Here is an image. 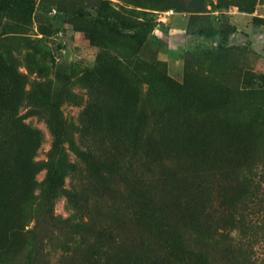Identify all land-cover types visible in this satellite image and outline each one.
I'll return each mask as SVG.
<instances>
[{
  "label": "rangeland",
  "instance_id": "obj_1",
  "mask_svg": "<svg viewBox=\"0 0 264 264\" xmlns=\"http://www.w3.org/2000/svg\"><path fill=\"white\" fill-rule=\"evenodd\" d=\"M108 1L131 20L149 7L162 34L138 45L110 36L89 0H36L28 26L0 36V264H190L167 231L177 208L211 222L177 228L207 264H264V128L240 98L264 76V0L201 13ZM58 5L91 16L60 21ZM57 100L63 191L46 202Z\"/></svg>",
  "mask_w": 264,
  "mask_h": 264
},
{
  "label": "trees",
  "instance_id": "obj_2",
  "mask_svg": "<svg viewBox=\"0 0 264 264\" xmlns=\"http://www.w3.org/2000/svg\"><path fill=\"white\" fill-rule=\"evenodd\" d=\"M91 2V8L95 11V19L106 28L110 36L113 38H126L128 37L131 41L138 45H142L149 34H154L157 37L162 34L158 23L151 17H148V12L144 9L149 7L140 6L144 8L141 10L142 18L140 20H131L126 17L123 13L119 12V9L124 10L122 7L119 9L112 8L111 3L108 0H89ZM36 0H0V36L7 34L10 30L21 31L24 29L31 20V15L34 11ZM181 11H188L190 13H201L206 12V2L205 0H189L184 1ZM136 6V5H134ZM171 8V7H166ZM158 10V8H150ZM128 12H134V9H129ZM82 15H89V12H84L75 7V5H58L56 19L63 21L68 17H80ZM5 20H12V24H7ZM189 22L187 24L188 31L192 34H198L204 37H212L215 31L211 25L199 26L196 29H189ZM127 30L131 33L126 32ZM234 28H231L233 31ZM259 84L252 89L243 90L241 92V100L249 101L252 106L255 107V118L254 122L264 128V76H260L258 80ZM61 101L57 100L53 103H49L48 107L50 109L49 118L47 120L50 131L53 136V145L51 152V160L46 162L47 175L43 180L42 197L43 200L48 202L56 197V195L63 191V177L62 163L65 162L64 154L62 153V144L65 140V131L62 125V120L60 118V113L58 107ZM238 142L239 138L235 137ZM196 137H193L191 141L188 142L189 146L195 149ZM238 145V143H237ZM249 145V144H247ZM62 154V155H61ZM237 184V182H236ZM149 216V215H147ZM172 228L167 225V231L175 240V257L178 259L179 254H182L190 264H207L204 257L200 255L199 252L193 251L187 247V243L183 234L177 229L179 222H185L186 225L195 228H211V222H197L194 225L192 222L184 220V211L177 208L175 211ZM166 226V225H165ZM217 235L221 238H226L228 233L219 232ZM137 256V255H136ZM141 257V258H140ZM245 258V257H244ZM180 259V258H179ZM182 259V258H181ZM95 259H93V262ZM134 264H170L167 259L164 258H154L143 256L140 254L137 256Z\"/></svg>",
  "mask_w": 264,
  "mask_h": 264
}]
</instances>
